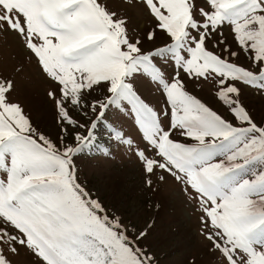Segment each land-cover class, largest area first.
<instances>
[{
  "label": "snow or ice",
  "instance_id": "1",
  "mask_svg": "<svg viewBox=\"0 0 264 264\" xmlns=\"http://www.w3.org/2000/svg\"><path fill=\"white\" fill-rule=\"evenodd\" d=\"M9 37L49 84L54 128L34 124L15 77L0 75V264H156L141 245L150 225H128L80 180L79 157L116 152L147 188L179 185L212 264H264V118L242 99L264 98V0H0ZM189 84L210 85L219 108Z\"/></svg>",
  "mask_w": 264,
  "mask_h": 264
},
{
  "label": "rangeland",
  "instance_id": "2",
  "mask_svg": "<svg viewBox=\"0 0 264 264\" xmlns=\"http://www.w3.org/2000/svg\"><path fill=\"white\" fill-rule=\"evenodd\" d=\"M129 14L133 23L138 26L143 23L137 10H129ZM163 42L162 39L157 41ZM21 62L25 63V71L17 75L14 69ZM0 75L15 77L16 98L34 124L42 131H51L54 128V112L46 98L49 84L41 78L34 63H26L25 52L11 37L0 42ZM136 84L141 96L159 110L163 97L146 82L138 80ZM188 90L214 109L219 108L210 85L200 90L189 84ZM242 99L253 110L257 122L264 118V98L248 94ZM107 119L123 125L125 131L131 129L132 135H137L130 118L110 111ZM77 164L80 180L94 198L98 197L104 203L110 213L114 212L130 226L135 225L137 230L150 225L147 228L148 235L141 241V245L147 246L154 254L156 264H212L207 241L200 235L199 213L195 211L194 204L179 192V185L171 178L159 191L147 188L143 172L134 159H129L121 152L115 153V159L85 155L77 159ZM129 234H132L131 228Z\"/></svg>",
  "mask_w": 264,
  "mask_h": 264
}]
</instances>
